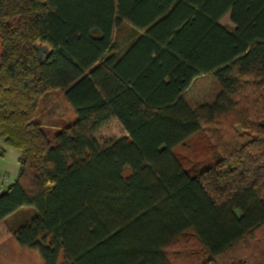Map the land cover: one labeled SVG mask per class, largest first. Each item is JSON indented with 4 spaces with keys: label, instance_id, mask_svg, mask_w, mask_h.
<instances>
[{
    "label": "trees",
    "instance_id": "16d2710c",
    "mask_svg": "<svg viewBox=\"0 0 264 264\" xmlns=\"http://www.w3.org/2000/svg\"><path fill=\"white\" fill-rule=\"evenodd\" d=\"M126 23L144 32L121 53ZM0 48V141L21 153L0 224L22 212L19 246L171 264L193 230L209 261L244 245L264 264V0H0ZM52 90L77 120L50 136L36 114ZM199 134L211 162L192 178L172 150Z\"/></svg>",
    "mask_w": 264,
    "mask_h": 264
},
{
    "label": "rangeland",
    "instance_id": "374dc122",
    "mask_svg": "<svg viewBox=\"0 0 264 264\" xmlns=\"http://www.w3.org/2000/svg\"><path fill=\"white\" fill-rule=\"evenodd\" d=\"M137 34L138 32L130 25L124 24L117 32V43L121 50H124ZM200 82L197 81L194 86L197 99L200 97L198 94ZM262 114H264V105H253V118H259ZM74 119L75 113L68 104L64 92L52 90L41 98L36 120L45 126L50 136L61 127L72 123ZM103 131L109 136L119 134L120 128L114 123L105 127ZM177 154L180 156L184 167L191 169L194 173L211 162L212 155L207 154L205 139L201 134L192 137L183 146L177 148ZM20 156L21 153L18 149L0 141V190L7 189L18 179ZM21 215L22 212L10 216L0 224V264H45L37 251L19 246L13 235L12 227L17 226V219ZM167 253L174 264H233V262L251 264L250 257H252L249 247L243 245L209 261V256L192 233L185 234L171 244L167 248Z\"/></svg>",
    "mask_w": 264,
    "mask_h": 264
},
{
    "label": "crops",
    "instance_id": "0c3cea01",
    "mask_svg": "<svg viewBox=\"0 0 264 264\" xmlns=\"http://www.w3.org/2000/svg\"><path fill=\"white\" fill-rule=\"evenodd\" d=\"M226 18V19H225ZM226 20V21H225ZM227 22V23H225V22ZM220 23L222 24V25H226V26H228V27H230L231 26V22H230V13H227L222 19H221V21H220ZM127 24V23H126ZM128 25H130V24H128ZM131 26V25H130ZM132 27V26H131ZM133 28V27H132ZM134 29V28H133ZM136 31V30H135ZM138 33H143L144 31H137ZM119 45V44H118ZM119 49H120V52L121 53H124L125 52V50L127 49V47L124 49V50H121V48H120V46H119ZM202 77H199V78H197L194 82H193V84H192V86L187 90V91H185V94L186 93H189V92H191L192 91V88L197 84V81L198 80H200ZM68 102V101H67ZM68 104L70 105V103L68 102ZM71 106V105H70ZM71 108L73 109V107L71 106ZM73 111H74V109H73ZM74 113H75V119H74V121H76L77 120V114H76V112L74 111ZM73 121V122H74ZM117 124V126L120 128V133L118 134V135H120V134H122V128L120 127V125L117 123V121H112L110 124H108L107 126H110L111 124ZM106 126V127H107ZM190 140V139H189ZM179 147H181V145L180 146H178L177 148H179ZM177 148H175V149H173L172 150V154L176 157V158H178V160H179V162L181 163V165H182V168L190 175V177H195V175L197 174V171H195V173L194 172H192L191 171V169H188V168H185L184 167V165H183V163H182V160H181V158H180V156L177 154ZM188 233H192L193 234V236L195 237V239L198 241V243L200 244V245H202V243H201V241L199 240V238L197 237V235L195 234V232L193 231V230H190V231H188V232H186V233H184V234H182L181 236H180V238L182 237V236H184L185 234H188ZM202 247L204 248V246L202 245ZM167 248L168 247H166L165 249H164V251H165V254H166V257H167V259H168V261L171 263V264H174V262L170 259V257H169V255H168V253H167ZM205 250V249H204ZM206 253V252H205Z\"/></svg>",
    "mask_w": 264,
    "mask_h": 264
},
{
    "label": "water",
    "instance_id": "95a60500",
    "mask_svg": "<svg viewBox=\"0 0 264 264\" xmlns=\"http://www.w3.org/2000/svg\"><path fill=\"white\" fill-rule=\"evenodd\" d=\"M39 54L42 55V51Z\"/></svg>",
    "mask_w": 264,
    "mask_h": 264
}]
</instances>
